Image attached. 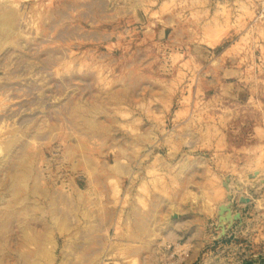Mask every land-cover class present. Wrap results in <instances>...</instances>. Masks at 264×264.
I'll use <instances>...</instances> for the list:
<instances>
[{"label":"rangeland","instance_id":"rangeland-1","mask_svg":"<svg viewBox=\"0 0 264 264\" xmlns=\"http://www.w3.org/2000/svg\"><path fill=\"white\" fill-rule=\"evenodd\" d=\"M16 1L0 264H264V0Z\"/></svg>","mask_w":264,"mask_h":264},{"label":"bare ground","instance_id":"bare-ground-1","mask_svg":"<svg viewBox=\"0 0 264 264\" xmlns=\"http://www.w3.org/2000/svg\"><path fill=\"white\" fill-rule=\"evenodd\" d=\"M8 17H0V42L9 41L12 36L11 20Z\"/></svg>","mask_w":264,"mask_h":264},{"label":"water","instance_id":"water-1","mask_svg":"<svg viewBox=\"0 0 264 264\" xmlns=\"http://www.w3.org/2000/svg\"><path fill=\"white\" fill-rule=\"evenodd\" d=\"M242 203H245V202H244V200L242 201ZM248 203H249V200H248ZM221 210H224V209H223V208H221ZM236 218H237V217H236ZM219 220H220V218H219Z\"/></svg>","mask_w":264,"mask_h":264}]
</instances>
